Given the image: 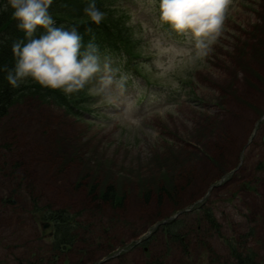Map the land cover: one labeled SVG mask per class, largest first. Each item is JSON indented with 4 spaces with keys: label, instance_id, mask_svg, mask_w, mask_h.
<instances>
[{
    "label": "rangeland",
    "instance_id": "374dc122",
    "mask_svg": "<svg viewBox=\"0 0 264 264\" xmlns=\"http://www.w3.org/2000/svg\"><path fill=\"white\" fill-rule=\"evenodd\" d=\"M113 1L135 53H100L98 108L26 93L0 119V264H232L242 237L264 264V0H230L201 50L157 21L159 0ZM107 186L120 204L98 198ZM60 210L74 245L42 226Z\"/></svg>",
    "mask_w": 264,
    "mask_h": 264
},
{
    "label": "clouds",
    "instance_id": "9594fccd",
    "mask_svg": "<svg viewBox=\"0 0 264 264\" xmlns=\"http://www.w3.org/2000/svg\"><path fill=\"white\" fill-rule=\"evenodd\" d=\"M52 3L53 0H7L3 6L2 11H8L9 7L13 10L12 18L18 21L17 27L28 41L14 42V68L0 69L6 72L8 84L19 88L31 80L41 88L60 91L65 96L83 90L90 82L97 85L94 91L109 88L113 76L107 62L102 67L98 45L92 41L82 45L76 27L67 30L56 27L49 13ZM229 3L230 0H159L157 21L185 37L195 50L207 49L222 33ZM83 11L97 26L104 19L95 0H90ZM38 28L46 33L34 38Z\"/></svg>",
    "mask_w": 264,
    "mask_h": 264
},
{
    "label": "trees",
    "instance_id": "16d2710c",
    "mask_svg": "<svg viewBox=\"0 0 264 264\" xmlns=\"http://www.w3.org/2000/svg\"><path fill=\"white\" fill-rule=\"evenodd\" d=\"M90 2V0H53L52 5L49 8V13L52 15L55 26H63L66 30L76 27L79 35L82 37V45L86 46L89 41H92L99 47V52L109 47H115L116 45L121 47L126 53L132 55L135 51L131 48L128 43V34L127 31L122 28H116L112 24H119L123 16L126 18L129 17L123 10H118L112 8L114 6L108 0H95L97 7L104 13L103 21L97 26L93 24L89 17L84 14L83 9ZM7 3V0H0V69L7 67L12 69L15 66V58L12 52V46L16 41H24L27 43L25 38V33L21 31L17 25L18 21L12 18V9L9 7L8 11H2L3 6ZM113 10L118 13H123L125 15L118 16L114 14ZM120 18V21L117 19ZM122 25V24H121ZM111 31H108V29ZM40 29V28H39ZM42 29V28H41ZM86 29H91L86 31ZM40 33L34 34V38H39L41 35L45 34ZM37 34V35H36ZM108 43V45H107ZM130 46V47H129ZM83 51V48H82ZM135 71L140 73L137 65L134 66ZM6 72L0 71V119L4 117L9 107L17 101L22 94H36L43 101L51 103L55 106L63 108L65 111L71 114H78L80 112H90V100L93 98V93H89V85H86L85 88L77 93L72 94L71 96H65L60 91H51L49 89L41 88L38 84H35L31 80L23 83L19 88H12L7 80L5 79ZM94 187L90 189V192H93ZM102 200L109 199L112 204H120L122 198L118 197L113 190V187L107 186L102 192L99 193ZM39 208H36V210ZM35 212V218L37 212ZM47 214L40 215V220L44 221L50 219L54 222L55 231L53 232L52 237L55 239V242L62 244L63 246H71L76 242L75 236H68L69 232L74 226L73 217L66 211H48ZM204 212V216H205ZM208 216H211L208 213ZM206 214V219L209 220V224L213 228L216 227V224H213L211 217H208ZM211 220V221H210ZM171 224L166 225V227L171 226ZM69 227V230L66 228ZM66 230V231H65ZM176 235V234H175ZM229 250L230 257L232 258V264H258L256 261V256L254 251L245 245V241L242 238L238 240H230Z\"/></svg>",
    "mask_w": 264,
    "mask_h": 264
},
{
    "label": "water",
    "instance_id": "95a60500",
    "mask_svg": "<svg viewBox=\"0 0 264 264\" xmlns=\"http://www.w3.org/2000/svg\"><path fill=\"white\" fill-rule=\"evenodd\" d=\"M262 140L264 141V134H263ZM45 226H47V224H45ZM45 226H44V227H45Z\"/></svg>",
    "mask_w": 264,
    "mask_h": 264
}]
</instances>
